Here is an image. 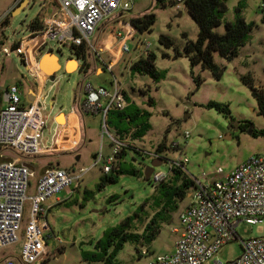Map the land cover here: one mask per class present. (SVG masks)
I'll use <instances>...</instances> for the list:
<instances>
[{
    "label": "rangeland",
    "instance_id": "374dc122",
    "mask_svg": "<svg viewBox=\"0 0 264 264\" xmlns=\"http://www.w3.org/2000/svg\"><path fill=\"white\" fill-rule=\"evenodd\" d=\"M261 1L226 0L224 19L214 31H225L224 22L235 19V8L240 2L243 5L242 16L246 21L253 22L254 28L246 44L239 48L232 60H226L218 53L213 54L215 63L223 69L221 79H216L200 65L193 67V74L203 79L198 87L191 75L188 58L184 55L173 57V47L166 48L159 41L161 34L167 35L172 39L173 45L182 50L186 41L196 39L198 26L182 3L157 7L155 0H133L130 10L123 13L121 20L130 23V18L152 12L155 14V21L151 30L139 33L131 26L134 34L128 35L123 31L127 35L129 51L120 52L119 40L114 36L110 25L104 26V31H97L91 37L96 50L89 51L87 72L75 70L76 67L65 69L67 59L73 58L79 65L82 60L68 45L47 41L42 51L52 50L59 58L60 68L55 72L54 79L47 78L41 88L43 110L49 115L46 126L42 129V144L50 147L56 139L63 136L58 124H63V121L57 117L56 122L54 116L60 111L68 112L76 104H80L84 98L83 84L111 88V82L115 78L134 103L150 114V129L142 139L135 141V145L147 153L143 160L145 165L151 162L150 154L155 152L157 145L165 141L168 149L158 154L172 161H183L186 174L194 179L203 173L207 174L206 178L200 179L201 182H206L220 179L221 175L215 173L217 168H222L225 174L251 155L264 153V136L253 137L248 133L250 128L264 129V116L259 114L258 103L252 96L250 87L242 79L243 76L251 77L255 86L264 89V23L261 21L264 10L260 8ZM55 7V0H0V14L11 9L4 36L0 38V88L17 84L22 90L23 98L28 87L35 85L36 78L26 68L21 56L11 50V46L20 39L31 36L29 23L36 16L45 17ZM147 43L149 47L146 49ZM147 51L156 55L155 66L160 75L158 79L148 73H132L129 70L130 63ZM163 53L167 56L163 57ZM104 62H112V70H107ZM97 67H101L102 71H96ZM41 69L46 75L55 70L46 64ZM149 98L153 103H149ZM32 99L30 96V100ZM50 101H53L52 105ZM209 101L228 104L229 115L206 107ZM81 114L84 133L82 142L68 154L56 159L62 168H89L83 173L77 186L73 185L70 190L62 191L48 200V203L54 205L47 215L50 226L45 233L47 257L41 264H100L83 261L82 251L92 249V243L107 227L129 215L153 190L149 182L128 175L120 176L115 184H106L100 190L97 189L103 174V163L92 165L93 156L100 147L103 156L111 154V140L107 134L101 138L99 115ZM231 121L237 128H230ZM246 125L248 126L245 127ZM243 127L245 130H242ZM107 128L110 135L116 137L115 132ZM185 132H189L188 137L184 136ZM225 134H229L230 138H225ZM172 142H178L179 147L172 148ZM1 152L4 156L2 159L19 160L29 165L36 176L46 167L54 166L49 163L52 159L48 156L51 155L21 156L8 149H2ZM168 169L169 165L165 160L154 171L167 173ZM193 189L188 193H192ZM86 190L92 192L90 197L85 198ZM112 194H118V199L109 201ZM55 199L74 202L71 205H56ZM189 200L190 196L187 194L178 203L172 221L165 224L160 234L144 247L151 257L173 250L179 237L173 227L179 226L178 215ZM236 233L242 240L263 236L264 220L254 224L241 221L236 227ZM140 249L130 242L125 243L117 254V264H139L136 251ZM18 250L17 245L1 251L0 260L4 255L16 256ZM241 252L240 240H234L222 246L214 259L232 260Z\"/></svg>",
    "mask_w": 264,
    "mask_h": 264
},
{
    "label": "built area",
    "instance_id": "2783aa9c",
    "mask_svg": "<svg viewBox=\"0 0 264 264\" xmlns=\"http://www.w3.org/2000/svg\"><path fill=\"white\" fill-rule=\"evenodd\" d=\"M132 1L55 0V9L41 18V30L37 33L30 30L31 36L11 46L36 78L32 89H41L43 85L38 82V72L42 70L37 55L42 54L47 41L70 48L84 46L88 51L96 50L91 37L99 27L104 29L110 25L119 40V51L128 52L127 35L123 31L131 35L134 30L121 17L130 10ZM260 7L264 9V1ZM10 11L0 14V38L4 36ZM148 47L147 43L145 48ZM30 55H33V61ZM99 59L103 62L101 57ZM104 65L107 70H112V62H104ZM82 89L84 98L80 102V112L100 116L101 138L107 134L112 146L111 154L107 156H103L100 147L92 165L102 162V171L108 172L124 144L110 135L106 117L109 109L125 105L124 90L115 78L111 88L85 83ZM39 93L35 99L26 102L19 85L0 89V252L19 247L16 256L4 255L0 264H41L45 260V233L50 228L48 200L77 186L89 168L52 166L36 176L29 165L15 159H2V149L31 157L52 151L42 144V129L49 115L43 110L42 91ZM188 135L189 132L184 133L185 137ZM171 146L178 148L179 143L172 142ZM150 155L151 160L160 156L155 152ZM167 162L169 167L184 165L183 161ZM215 173L221 175L219 180L201 182V178L207 177L205 173L193 178L195 187L189 193L190 201L178 215L179 226L173 227V231L179 233L173 250L151 257L143 248L137 253L139 264H264V235L242 240L236 233L241 221L254 224L264 220V153L251 155L225 174L220 167ZM166 176L167 173L162 171L151 174L154 181ZM32 182L33 191H30ZM238 239L242 247L238 257L227 261L214 259L222 246Z\"/></svg>",
    "mask_w": 264,
    "mask_h": 264
},
{
    "label": "trees",
    "instance_id": "16d2710c",
    "mask_svg": "<svg viewBox=\"0 0 264 264\" xmlns=\"http://www.w3.org/2000/svg\"><path fill=\"white\" fill-rule=\"evenodd\" d=\"M179 3L185 5L197 24V37L194 41H186L182 50L174 46L172 39L164 34L159 36L160 43L166 48L173 47V57L184 55L188 58L191 75L197 87L203 82V79L199 75L193 74L194 66L200 65L202 69L209 70L216 79H221L223 69L215 63L213 54L218 53L224 59L232 60L237 55L239 48L248 41L254 23L246 21L242 16L241 8L243 5L241 6L242 3L240 2L235 8V19L225 21V31L218 33L214 31V28L219 26L224 19L227 11L226 0H155L157 7L178 5ZM261 10L264 9L261 8ZM154 21L155 14L152 12L143 13L129 20L131 26L139 33L149 32ZM261 21L264 23V12ZM41 28V18L36 16L29 23V29L37 33ZM183 36L186 37L185 34ZM71 50L82 60L78 67L79 71L87 72L89 70L87 62L89 51L87 48L84 46L72 47ZM162 56L166 57L167 54L163 53ZM155 59V53L147 51L145 55H141L130 63L129 70L132 73H148L153 78L158 79L160 75L155 66ZM242 79L250 87L251 94L258 103L259 114L264 116V89L255 86L251 77L243 76ZM124 99L125 105L122 108H111L107 112V127L115 132V138L122 141L124 145L116 155V160L111 169L108 172L102 171L103 174L97 184L99 190L106 184L117 183L122 175L135 176L144 180L143 171L146 165L143 160L147 153L137 147L135 141L142 139L150 129V114L148 111L139 108L125 91ZM149 103H153L151 98H149ZM206 107L228 115L230 113L229 106L225 103L209 101ZM242 130H245L244 127ZM248 133L253 137L264 136V129L250 128ZM165 149L168 147L165 141H162L157 145L155 153H160ZM157 159L162 162L169 160L162 156ZM147 182L152 185V192L129 215L122 218L117 224L107 227L98 239L93 243L91 242L92 249L83 250L81 253L83 261L117 264V254L125 243L130 242L141 249L147 247L160 234L162 227L172 221L173 214L178 209V203L186 197L190 189L195 187V181L193 177L186 174L184 165H171L164 179L154 181L150 177ZM91 193V191L86 190L85 198L90 197ZM118 196V194H112L109 196V201L117 200ZM68 200L63 199L56 205H71L74 202Z\"/></svg>",
    "mask_w": 264,
    "mask_h": 264
},
{
    "label": "crops",
    "instance_id": "0c3cea01",
    "mask_svg": "<svg viewBox=\"0 0 264 264\" xmlns=\"http://www.w3.org/2000/svg\"><path fill=\"white\" fill-rule=\"evenodd\" d=\"M17 1L18 0H14V2H17ZM100 30L104 31V29L102 27L98 28V31H100ZM43 54H44V52H42L41 55H37V58L40 59V57ZM30 58H31L30 60H32V61L34 60L33 59V55H30ZM68 61H69V59H67V61L65 63V69H66V64H67ZM78 67H79V64L77 62V68L75 70H77ZM95 70L98 71V72H101L102 68L101 67H97V68H95ZM38 74H39L38 82L41 85L42 83H44V81L47 79V77H46V74L43 71L42 72H38ZM33 86L28 87L26 94H23V99L26 102L28 100H30V96H32L35 99V97H37L40 94L39 91H41V89H39V88L32 89ZM0 89H2V88H0ZM52 103H53V101H50L51 105H52ZM59 114H62L63 116H65V119H66L65 120L66 122L64 124H61V123L58 122L59 127L61 129L60 132L62 133L63 136H61L60 138L56 139L54 141V143L50 146V149L52 150L50 153L40 154L42 156L51 155V156H48L50 159H52L49 163H52V165L58 166V167L60 165L58 163V159H56V158L62 156L63 154H68V152H71V149L76 148L80 144V142H82V137L84 136V133L82 131V118H81L82 114L80 112V104H76L68 112L60 111L59 113H57L54 116V119H55L56 122H57L56 118H57V116ZM54 153H56V154H54ZM94 157H95V155L93 156V158ZM44 164H46V163H44ZM33 185H34V183L32 182L30 191H33ZM188 195H189V193H188ZM61 200H63V199H61ZM61 200L55 199L56 203L61 201ZM49 205H50V208H51L54 204L53 203H51V204L49 203Z\"/></svg>",
    "mask_w": 264,
    "mask_h": 264
},
{
    "label": "water",
    "instance_id": "95a60500",
    "mask_svg": "<svg viewBox=\"0 0 264 264\" xmlns=\"http://www.w3.org/2000/svg\"><path fill=\"white\" fill-rule=\"evenodd\" d=\"M17 9H18V7H17ZM14 11L12 13H14ZM69 60H74V59L73 58H69ZM76 63H77V61H76ZM45 64L49 68L55 69L51 74L47 75L48 78L53 80L55 72L57 70H59V68H60L58 56L53 51L47 50L46 52H44V54L40 57V59L38 61V65H39L40 69H41L42 65H45ZM76 68H77V66H76ZM59 115H62V114H59ZM224 137L225 138H230V135L229 134H225ZM161 163H162V161L160 159H155V160L153 159V160H151V162L148 165L145 166L144 171H143L144 172V181L145 182H147L149 180V178L151 177V174L153 173L154 169L157 166H159ZM136 253H138V250L136 251Z\"/></svg>",
    "mask_w": 264,
    "mask_h": 264
},
{
    "label": "bare ground",
    "instance_id": "6f19581e",
    "mask_svg": "<svg viewBox=\"0 0 264 264\" xmlns=\"http://www.w3.org/2000/svg\"><path fill=\"white\" fill-rule=\"evenodd\" d=\"M77 66V63H76V61L75 60H69L68 62H67V64H66V69L67 70H71V69H74L75 67ZM58 117V119L60 120V121H63V124L66 122L65 120V116H63V115H59V116H57Z\"/></svg>",
    "mask_w": 264,
    "mask_h": 264
},
{
    "label": "flooded vegetation",
    "instance_id": "af4514ba",
    "mask_svg": "<svg viewBox=\"0 0 264 264\" xmlns=\"http://www.w3.org/2000/svg\"><path fill=\"white\" fill-rule=\"evenodd\" d=\"M229 126H230L231 129L237 128L236 125H235V123L232 122V121L230 122Z\"/></svg>",
    "mask_w": 264,
    "mask_h": 264
}]
</instances>
